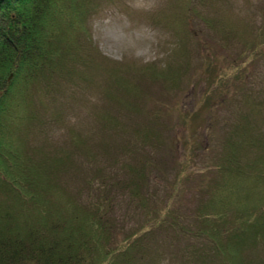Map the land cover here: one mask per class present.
I'll list each match as a JSON object with an SVG mask.
<instances>
[{
	"label": "rangeland",
	"instance_id": "rangeland-1",
	"mask_svg": "<svg viewBox=\"0 0 264 264\" xmlns=\"http://www.w3.org/2000/svg\"><path fill=\"white\" fill-rule=\"evenodd\" d=\"M92 1L98 8L85 18L88 33L79 31V46L73 48L63 70L25 100L26 112L37 119L20 125L23 146L36 155L61 156L68 168L83 169L69 170L59 181L67 192L81 197L85 173L101 163L105 162L103 178L93 182L104 188L105 181L110 185L123 178L127 164L140 165L146 158L147 199L131 196L126 188L112 191L123 230L141 228L146 230L144 238L154 234L162 241L161 247L146 248L149 254L134 264H197L192 252L196 246L204 252L210 249L194 231L201 206L216 190L214 164L220 153L228 152L227 135L244 114L251 117L250 131L264 139V41L254 50L243 47L263 28L264 0ZM209 58L218 73L226 69L232 74L229 65L234 61L248 67L242 82L231 77L226 83L230 95L208 87L209 71L204 66ZM114 76L141 88L140 99L134 95H125L122 102L109 99L107 90L119 94L112 86ZM207 95L210 101L203 105ZM221 98L225 101L219 104ZM209 115L214 120L211 127L206 124ZM106 116L117 119L105 123ZM74 135L82 143L77 148ZM262 140L256 141V147H234L236 154L246 158L254 149L262 150ZM85 150L96 156V162L103 157L99 151L105 152V158L92 168ZM193 150L187 171L191 178L178 177L180 161ZM155 208L161 211L156 215L167 210L178 219L157 223L156 216L150 218L154 213L144 215ZM244 254L249 260L263 258L264 248Z\"/></svg>",
	"mask_w": 264,
	"mask_h": 264
},
{
	"label": "trees",
	"instance_id": "trees-1",
	"mask_svg": "<svg viewBox=\"0 0 264 264\" xmlns=\"http://www.w3.org/2000/svg\"><path fill=\"white\" fill-rule=\"evenodd\" d=\"M97 8L92 0H0V264H134L149 254L151 250L146 248L162 246L154 234L144 238V229L125 232L113 204L114 189L126 188L131 196L148 198L146 158L140 165L127 164L123 178L110 185L105 181L101 188L95 182L103 178L105 162L101 161L105 152H98L103 157L96 162V156L85 150L92 168L97 163L103 166L85 173L86 190L81 197V193L67 192L59 181L65 172L83 169L68 168L61 156L26 151L20 136V125L37 119V115L25 110L27 96L42 84L49 85L52 75L63 70L71 51L79 46V31L88 33L85 18ZM263 37L264 25L253 39L245 41L244 50L257 49ZM229 66L232 74L226 69L218 73L209 58L204 66L209 71L205 77L210 82L208 87L227 90L230 95L226 83L231 77L242 82L249 71L235 61ZM167 76L170 78L172 73ZM113 81L119 94L107 90L109 99L122 102L125 95H141L142 89L124 77L114 76ZM235 93L239 94L238 89ZM221 99L219 104L225 101ZM209 101L208 95L203 97V105ZM242 115L234 124V132L227 135L228 152L216 158V190L201 206L194 235L206 239L205 246L210 250L204 252L196 246L192 252L197 264H264V257L249 260L244 254L264 248V139L250 131L251 117ZM116 119L106 116L104 120L108 123ZM212 121L211 116L206 120L208 127ZM257 140H262V150L253 148L246 158L236 154L234 147H256ZM73 141L76 148L82 144L77 135ZM193 158L194 150L180 161L178 177L191 178L187 171ZM112 162L113 159L106 163L109 166ZM157 212H161L159 208L145 211L144 215L154 213L150 218L156 216L157 223L178 219L167 210L160 215Z\"/></svg>",
	"mask_w": 264,
	"mask_h": 264
}]
</instances>
